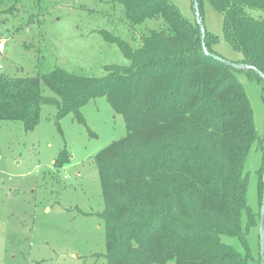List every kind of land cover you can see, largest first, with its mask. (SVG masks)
I'll list each match as a JSON object with an SVG mask.
<instances>
[{
	"label": "trees",
	"instance_id": "1",
	"mask_svg": "<svg viewBox=\"0 0 264 264\" xmlns=\"http://www.w3.org/2000/svg\"><path fill=\"white\" fill-rule=\"evenodd\" d=\"M10 1L14 9L24 0ZM208 1L222 15L225 40L243 56L238 62L264 73V17L249 12L264 10V0ZM111 2L122 7L131 26L156 18L162 25L142 34L136 47L99 31L129 61L104 65L102 76L58 66L31 76L0 74V121L32 130L40 107L52 105L58 118L72 113L85 123L80 108L99 96L122 115L125 135L93 157L103 199L105 264H259V245L254 253L247 238L259 210L247 204L244 165L251 145L263 137L234 71L261 80L263 88L264 80L214 58L218 36L206 29L205 54L199 25L171 0ZM69 161L64 148L53 166L59 170ZM256 188L260 207L262 173ZM223 235L235 237L242 249L223 242Z\"/></svg>",
	"mask_w": 264,
	"mask_h": 264
},
{
	"label": "rangeland",
	"instance_id": "2",
	"mask_svg": "<svg viewBox=\"0 0 264 264\" xmlns=\"http://www.w3.org/2000/svg\"><path fill=\"white\" fill-rule=\"evenodd\" d=\"M190 22L196 15L192 0H171ZM0 0V74L19 77L47 72L54 67L102 76L104 65H127L116 44L99 31L140 44V37L162 25L147 19L131 26L123 9L111 0ZM205 29L217 35L212 45L219 57L232 62L242 54L222 33V15L208 0H200ZM264 17V10L249 9ZM253 112L259 139L264 131V88L261 80L234 71ZM45 95L50 90L43 87ZM80 114L85 123L68 113L57 117L52 105H42L32 130L19 121H0V264H105V233L100 212L102 192L93 157L101 148L125 135L121 114L105 96L88 100ZM66 149L70 161L57 170L54 159ZM262 170V142L247 152L244 174L246 201L259 210L256 185ZM242 227L245 219L242 218ZM249 245L258 248V225L249 229ZM223 242L242 249L235 237Z\"/></svg>",
	"mask_w": 264,
	"mask_h": 264
},
{
	"label": "water",
	"instance_id": "3",
	"mask_svg": "<svg viewBox=\"0 0 264 264\" xmlns=\"http://www.w3.org/2000/svg\"><path fill=\"white\" fill-rule=\"evenodd\" d=\"M192 3H193L194 10H195L196 22H197V24L199 25V28H200L201 46L203 48V52L205 54H209V52L206 49V46L204 44V30H205V27L203 25L202 17L200 16L199 2H198V0H192ZM214 58H216L218 61H220L224 65L231 66V67H233L235 69H239V70L250 69V70L254 71L261 79L264 80V73H262L259 69H257L255 66H253L251 64L228 61L226 59H223V58L219 57L218 55H214ZM262 147H263L262 181H263V184H264V131H263ZM258 245H259L258 253H259V256H260V263L259 264H264V188H263L261 204H260V207H259Z\"/></svg>",
	"mask_w": 264,
	"mask_h": 264
},
{
	"label": "built area",
	"instance_id": "4",
	"mask_svg": "<svg viewBox=\"0 0 264 264\" xmlns=\"http://www.w3.org/2000/svg\"><path fill=\"white\" fill-rule=\"evenodd\" d=\"M5 49V43L4 41L0 40V53H2Z\"/></svg>",
	"mask_w": 264,
	"mask_h": 264
}]
</instances>
